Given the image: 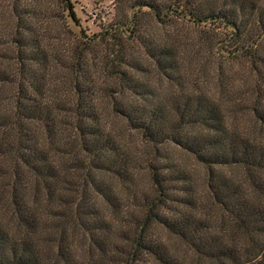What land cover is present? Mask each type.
Listing matches in <instances>:
<instances>
[{"label": "trees", "instance_id": "16d2710c", "mask_svg": "<svg viewBox=\"0 0 264 264\" xmlns=\"http://www.w3.org/2000/svg\"><path fill=\"white\" fill-rule=\"evenodd\" d=\"M130 5L0 0V264H264V0Z\"/></svg>", "mask_w": 264, "mask_h": 264}, {"label": "rangeland", "instance_id": "374dc122", "mask_svg": "<svg viewBox=\"0 0 264 264\" xmlns=\"http://www.w3.org/2000/svg\"><path fill=\"white\" fill-rule=\"evenodd\" d=\"M75 10L81 20L82 25H78L75 21L68 17V24L74 33H79L81 27L85 28L88 33H94L101 30V27L108 23L120 19H125L132 11L131 2L128 1L127 6H122L119 0H72ZM125 12V14H124ZM217 47V45H216ZM217 49V48H216ZM217 54H227L224 51H217Z\"/></svg>", "mask_w": 264, "mask_h": 264}]
</instances>
